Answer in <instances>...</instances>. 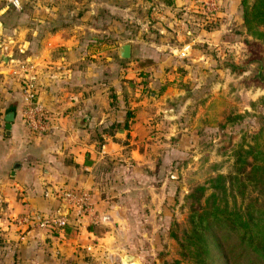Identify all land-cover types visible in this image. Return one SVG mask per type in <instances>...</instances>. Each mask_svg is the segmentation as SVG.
I'll return each instance as SVG.
<instances>
[{"label": "crops", "instance_id": "obj_1", "mask_svg": "<svg viewBox=\"0 0 264 264\" xmlns=\"http://www.w3.org/2000/svg\"><path fill=\"white\" fill-rule=\"evenodd\" d=\"M162 4L201 11L197 0H171ZM122 5L128 10L125 20L133 21L134 0H21L19 10L0 0V230L4 232L0 235V248H6L4 238L8 229L16 244L12 257L0 249V264H10L9 260L14 261L12 264H24L28 260L59 263L52 255L40 258L38 251L42 246L31 235L33 230L24 232V226L12 217L22 206L43 210L60 208L59 196L55 191L49 194L45 187L90 188L95 208L105 209L110 205L102 206L104 199L98 196L100 190L112 193L118 189L116 193L127 197L139 194L126 190L138 181L163 178L170 158L176 156L178 148L174 147L170 155L162 150L151 152L152 142L158 141L153 127L158 128L165 117L172 119L175 110L165 107L163 114L156 111L155 100L159 95L153 89L148 91L149 101L143 97L144 87L156 84L169 87L173 83L167 81V56L149 47L153 40L148 34L139 43L130 42L129 61L119 56L118 46L124 42L117 39L120 20L115 14L104 15L101 6L119 13L115 7ZM208 21L206 16L202 22L188 18L196 28L186 30L187 34L181 27L177 30V40L181 44L180 39L184 38L186 47L191 42H223L218 25L204 27ZM147 51L152 60L144 59ZM139 55H144L143 59L149 63L146 65L149 74L143 80L137 71L145 64L135 63ZM16 57L27 59L31 65L37 96L50 122L45 135L33 134L25 124L22 86L12 73ZM167 89L160 94L159 101L168 100ZM126 101L131 103V111L124 107ZM8 110L14 111L9 133L4 118ZM155 112L161 115L159 122ZM80 119L85 120L84 124H79ZM182 130H177L175 140L164 138V144L188 145L184 138L187 133ZM173 134L171 128L165 136ZM23 186H30L25 198L20 196ZM6 209L10 210L13 222L9 221V227L1 216ZM107 211H116V208L111 205ZM85 229L87 234H96ZM74 231L67 236L50 231L46 236L51 237L48 241L57 242L68 257L72 242L78 238Z\"/></svg>", "mask_w": 264, "mask_h": 264}, {"label": "rangeland", "instance_id": "obj_2", "mask_svg": "<svg viewBox=\"0 0 264 264\" xmlns=\"http://www.w3.org/2000/svg\"><path fill=\"white\" fill-rule=\"evenodd\" d=\"M162 2L169 3L167 0H134L133 21L125 20L128 10L123 5L115 7L119 13L110 12L111 7L108 6H101V10L104 11V15L105 13L115 14L120 20L118 41L136 44L139 40H145L146 37L143 35L148 34L153 40L149 47L155 48L156 53L166 54L169 63L167 81L173 83L169 87L158 84L144 87L143 97L149 101V90L153 89L160 96L163 90L168 88V100L159 101L158 96L154 109L162 113L161 111L166 107V109L175 110L173 112L175 116L172 119L163 117L165 121L160 123L161 115L155 112L159 126L153 127L152 132L158 133L156 134L158 141L152 142L151 152L158 153L162 150L170 155L174 147V149L178 148L176 156L170 158L172 163H169L163 178L154 177L150 182L138 181L126 190L129 191L128 193L138 191L139 194L135 193L132 197H127L121 192L116 193L117 188H115L117 191L112 193L100 190L98 196L104 199L102 206L112 205L116 211H107L110 206L105 209H96L95 199L92 197L93 190L90 188L69 187L90 192L95 209L94 215L97 214L100 217V220L95 222L99 226L98 234H87L85 227L93 222L90 221V214L82 216L81 222L74 225L73 229L74 235L78 237L75 241L77 244L72 242L69 251L71 256L67 257L65 250H60L57 242L48 241L51 237L46 236V233L52 228L21 224L24 226V232L31 228L33 230L31 235L38 238L42 246V249L38 251L40 258L43 256L50 258L52 255L59 261L58 264H121L122 262L193 264L191 258L182 254L180 245V240H184L185 230L189 226L187 217L190 208L189 193L192 187L198 183L209 185L210 177L220 172H229L232 169L235 147L253 143L254 133L264 127V39L257 38L246 31L240 0H218L220 15L215 17L218 19L216 22H213L215 18L209 19L204 25L205 28L218 25L223 33L220 32L223 42L219 44L206 43V41L191 42L192 44L186 49H183L186 40L181 38V44L177 40V30L183 27L184 31H194L196 25L189 23L188 18L202 22L205 14L201 9L200 12H193L191 8L174 7V4L166 5ZM130 9L129 5V11ZM161 36H165V39ZM162 42H165V45H161ZM149 53L150 51H147L146 54ZM149 56L139 55L136 59V64H145L142 70L137 71L141 72V80L149 74L146 70L149 68L146 66L149 63L144 60H152ZM131 57L122 59L129 61ZM155 72L159 73L157 69ZM175 82L178 83L174 85ZM152 97L156 95L153 94ZM130 106L131 103L126 101L124 105L126 110L131 111ZM25 124L27 129L37 136L47 134V131L37 132L31 129L26 119ZM171 128L174 134L165 136ZM177 128L187 133L183 136L188 145L164 144V138L168 141L176 139ZM29 187H22L20 194L22 198L26 197ZM45 189L49 194L54 191L56 194L58 189L66 188L45 187ZM209 191L210 188L207 189V192ZM246 192L245 197H236V204L242 205L248 195H253L248 189ZM44 195H46L45 192ZM232 199L229 196L230 204ZM59 200L61 201V196ZM32 210L53 211L22 206L18 208L17 213ZM8 211L10 212L6 209V212L1 214L7 227L13 217ZM21 228L23 229V227L18 229L21 230ZM5 233L4 240L7 245L6 248L0 249L12 257L16 245L14 236L9 229ZM3 234L4 232L0 230V235ZM54 240L57 241L55 238ZM232 244H234L233 240H227V249ZM127 253L135 254L138 258L135 262H126L123 256ZM230 255L235 254L230 253ZM8 263L12 264L14 261L9 260ZM24 264L41 263L28 260Z\"/></svg>", "mask_w": 264, "mask_h": 264}, {"label": "trees", "instance_id": "obj_3", "mask_svg": "<svg viewBox=\"0 0 264 264\" xmlns=\"http://www.w3.org/2000/svg\"><path fill=\"white\" fill-rule=\"evenodd\" d=\"M240 4L246 31L264 39V0H240ZM253 139L235 147L229 172L210 177L209 185H194L189 193V226L180 245L193 264H264V127ZM247 189L253 195L236 204V197H245ZM98 227L87 225L96 234ZM50 228L53 234L67 236L75 227ZM229 239L234 244L227 249Z\"/></svg>", "mask_w": 264, "mask_h": 264}, {"label": "built area", "instance_id": "obj_4", "mask_svg": "<svg viewBox=\"0 0 264 264\" xmlns=\"http://www.w3.org/2000/svg\"><path fill=\"white\" fill-rule=\"evenodd\" d=\"M15 9L21 8V0H6ZM197 7L203 11L208 19L219 16L218 0H197ZM186 49V46L183 48ZM12 73L16 75L21 83L25 109L24 117L28 126L37 131H48L50 122L46 116L45 108L37 96V87L31 75V65L27 59L14 58ZM56 192V191H55ZM57 196H61L62 208H55L53 211H26L13 215L19 224L35 226L38 228H50L52 226L63 227L67 224L78 225L82 216L90 214V221L95 223L100 217L94 215V206L91 201V194L85 189H58ZM129 264V263H121ZM146 264V263H134Z\"/></svg>", "mask_w": 264, "mask_h": 264}, {"label": "water", "instance_id": "obj_5", "mask_svg": "<svg viewBox=\"0 0 264 264\" xmlns=\"http://www.w3.org/2000/svg\"><path fill=\"white\" fill-rule=\"evenodd\" d=\"M118 54L122 58H129L131 56V43L130 42H123L118 46ZM153 94V93H152ZM4 118L6 120L5 126H6V132L9 133V128L11 126V121L14 119V111L8 110L6 114L4 115ZM84 119L79 120V124H84ZM62 208V205L60 206V209ZM138 257L135 254L127 253L123 256V260L126 262L134 261Z\"/></svg>", "mask_w": 264, "mask_h": 264}, {"label": "bare ground", "instance_id": "obj_6", "mask_svg": "<svg viewBox=\"0 0 264 264\" xmlns=\"http://www.w3.org/2000/svg\"><path fill=\"white\" fill-rule=\"evenodd\" d=\"M136 260H134L133 262H135ZM130 263H132V262H130Z\"/></svg>", "mask_w": 264, "mask_h": 264}]
</instances>
